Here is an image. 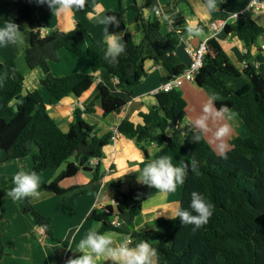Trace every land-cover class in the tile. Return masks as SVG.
Here are the masks:
<instances>
[{
    "label": "trees",
    "instance_id": "trees-1",
    "mask_svg": "<svg viewBox=\"0 0 264 264\" xmlns=\"http://www.w3.org/2000/svg\"><path fill=\"white\" fill-rule=\"evenodd\" d=\"M150 1L145 0L142 6H132L138 12L136 28L143 32L144 38L141 43L135 44L127 32L128 53L119 57L117 63L110 64L104 60L103 41H92L87 48L93 62L91 74L73 73L57 77L50 69L51 62L60 60L61 49L82 53L86 41V29L82 23L77 22L75 28L67 32L57 29L43 32L39 11L31 0H24L16 12L0 19V23L12 20L21 26L25 32L27 64L30 68L40 66L44 70L42 86L53 98L60 100L71 93L80 95L88 90L95 80V72L102 68H106L122 84L136 86L147 75V60L162 63L169 72L166 79L187 67L175 53L180 37L187 35V27L183 26V21H178L172 31L163 33L161 22L144 14V8ZM81 10L93 12L87 2ZM125 11L121 8L108 12V16L116 15L121 21L119 28L114 29L110 25V33L125 30ZM197 28L203 29L204 25L199 23ZM224 30L243 42L246 65L237 67L219 42L212 38L208 41L204 64L195 82L199 86L216 89L218 98L214 100L215 107L219 109L226 105L229 110L235 109L250 129V136L235 137L230 149L223 153L215 152L201 131H191L183 143L176 135L169 136L167 128L171 124L180 125L185 117L187 101L180 88L157 92L158 105L140 113L143 123L135 124L124 118L117 125L120 134L134 139L145 151L146 143L168 144L191 159L181 188L180 207L188 208L193 191L203 194L214 205L213 216L199 229H195L194 225L183 226L178 218H161L155 231L160 241L153 243L148 239L147 232L134 229V219L141 212L142 203L156 195L158 190L141 182L139 186L125 191L121 182L116 183L117 216L128 214V228L113 225L115 215L101 209L92 214V218L101 223L96 231L129 234L133 244L147 240L157 249L158 264H264V77L250 52L257 38L264 33V27L249 15H243L229 21ZM225 76H243L246 83L237 89ZM24 84L25 76L15 61L0 58V150L3 154L0 161L32 155L34 164L28 171H35L38 175L68 163L50 183L40 185V191L60 196L64 206L72 210L69 197L77 198L88 193L89 189L84 190L78 185L62 187L61 182L74 177L80 170L94 172L93 180H99L104 148L112 142L113 136V131L98 136L96 127L89 124L83 114L93 112L94 100H100L103 115L107 117L120 111L126 100L113 94L105 83L99 82L92 103L85 109L75 107L70 129L65 132L49 113L40 90L25 94ZM196 136L200 137L198 141H195ZM71 156L75 157L74 161L69 160ZM91 158H99L98 164L91 166ZM14 175L1 178L0 199L7 196L14 186ZM17 202L33 215L45 234L67 244L55 237L51 218L39 212L32 199ZM5 255L0 229V264Z\"/></svg>",
    "mask_w": 264,
    "mask_h": 264
},
{
    "label": "crops",
    "instance_id": "crops-1",
    "mask_svg": "<svg viewBox=\"0 0 264 264\" xmlns=\"http://www.w3.org/2000/svg\"><path fill=\"white\" fill-rule=\"evenodd\" d=\"M31 1L39 11V19L44 25L43 32L56 29L71 31L77 22L82 23L86 29V41L82 53L75 54L69 50L61 49L59 51L60 60L51 62V72L57 77L73 73H93V62L88 55L87 48L92 41H104L106 28L110 33V25L97 23V18L108 16L109 11L120 10L121 8L126 10L125 30L117 33L126 46L125 53L121 57L128 53L125 40L127 32L131 34L135 44L141 43L144 38L143 32L136 28L138 12L132 6H142L145 0H85L93 8V12L86 13L79 8H73L61 14L53 12L47 4H39L37 0ZM23 2L24 0H0V19L8 18L19 9ZM147 8V14L144 11L145 16L151 20H159L162 24L163 33L169 31L168 23L170 20L174 23L183 21L185 27H197L199 23L204 25V28L201 29V37L189 39L185 35L184 40H181V37L179 39L180 43L175 53L186 65L191 60L187 48L196 46L201 40L211 36L209 24L212 21L229 18L236 13L245 11V15H249L264 27V9L248 8L247 0H216V7L212 11L207 10L205 0H152ZM214 39L219 42L237 67L245 65V47L237 36L229 34L223 29ZM263 45L264 33L257 38L250 52L253 54L256 67L264 77ZM0 58L15 61L25 76L24 93L39 89L49 113L65 132L70 129L75 107L85 109L92 103L98 92L99 82L105 83L113 94L124 98L126 105L120 111L113 112L107 117L103 115L100 100H94L93 112L83 114L85 120L96 127L98 136L112 132L124 118L133 121L135 124L143 123L140 113L147 112L152 106L158 105L155 91L169 75L162 63L147 60L145 62L147 75L138 85L127 86L112 76L106 68H102L95 72V80L88 90L80 95L71 93L57 100L41 84V79L45 76L44 70L40 66L30 68L27 64L26 43L22 50V56L12 46L0 47ZM225 79L237 89L246 83L243 76L238 78L225 76ZM180 89L187 101L185 117L180 125L171 124L167 128L169 136L176 135L179 142L183 143L191 131H201L215 152L223 153L230 149L231 141L235 137L251 135L250 129L235 109L229 110L231 120L209 116L206 129H194L192 127L193 122L204 115V105L210 99L216 100L218 98V91L209 86H199L195 81L186 82ZM224 125L229 126V132L226 136L220 137L217 133ZM221 145L224 146L223 150H221ZM145 148L146 151L134 139L119 133L117 138L104 148V156L100 162L101 177L99 180H93L94 172L86 170H80L74 177L64 179L61 182L62 187L78 185L84 190L89 189L86 194L77 198H69L73 206L70 211L65 210L60 202L50 208L45 206L56 196L52 192L42 190L40 192L45 193H41L39 198L32 199L35 207H38L45 214H49L54 207H57V215L55 214L56 216L51 220L53 232L56 238L66 241V245L45 234L44 229L36 223L34 217L24 210L19 202L9 196L3 197L0 200V228L6 255L2 259V264H59L65 258H68V262L71 263L72 260L82 255L77 252L79 242L86 237L89 231L98 230L101 226L100 222L92 218L93 212L104 209L115 216L119 213L115 201L117 182L122 183V189L125 191L130 187L139 186L141 183L138 178L139 173L145 166L161 156H167L173 164H183L185 168L191 164V159L185 156L180 149H175L168 144L146 143ZM31 157L15 159V163H13L15 169L17 171L30 170L34 164ZM67 165L68 163L65 162L58 167L51 168L43 172L44 176L41 173L39 175L40 185L50 183ZM181 188L182 185L174 193L158 191L156 195L145 200L142 203L141 212L134 219V229L139 232H147L151 242H159L160 238L155 233L159 227V221L161 218L172 217L174 209L180 207ZM117 217L121 221V227L127 229L128 214ZM107 233H111L117 241H121L125 236L132 241L129 234L114 231ZM100 264H104V261H101Z\"/></svg>",
    "mask_w": 264,
    "mask_h": 264
},
{
    "label": "clouds",
    "instance_id": "clouds-1",
    "mask_svg": "<svg viewBox=\"0 0 264 264\" xmlns=\"http://www.w3.org/2000/svg\"><path fill=\"white\" fill-rule=\"evenodd\" d=\"M39 4H47L53 12L61 14L73 8L83 9L85 0H37ZM207 10L212 11L216 7V0H205ZM97 23L111 25L114 29L120 27V19L116 15L98 17ZM189 39L199 38L202 35L201 29L189 26L186 29ZM179 34L180 29H177ZM184 40V36H181ZM25 35L21 26L12 20L0 23V47L12 46L16 48L21 56L25 46ZM103 58L110 64L118 62V58L125 53V44L119 35L113 31L105 29ZM201 117L197 118L192 127L204 130L207 127L209 116L231 120L229 109L226 105L219 109L214 107V98L210 99L203 108ZM229 126L224 125L217 133L218 136H226ZM195 137V141L199 140ZM221 145V150H223ZM186 168L183 164H173L167 156H161L149 163L139 173V180L161 193H174L177 188L184 184ZM13 187L7 192V196L15 201L24 199H36L41 195L40 177L35 171L20 170L13 177ZM214 214V205L207 201L203 194L193 191L188 208L178 207L174 209L173 216L169 218L179 219L184 225H194L199 229L206 225ZM77 252L81 253L78 258L71 261V264H158L157 249L147 240H142L133 244L125 236L121 241H117L111 233H100L95 229L88 232L78 246Z\"/></svg>",
    "mask_w": 264,
    "mask_h": 264
},
{
    "label": "built area",
    "instance_id": "built-area-1",
    "mask_svg": "<svg viewBox=\"0 0 264 264\" xmlns=\"http://www.w3.org/2000/svg\"><path fill=\"white\" fill-rule=\"evenodd\" d=\"M248 8L250 9H264V0H249L248 1ZM245 11H241L239 13H236L235 15H232L229 18H223L219 20L212 21L209 24V28L211 30V36L208 37L207 39L201 40L198 45L196 46H189L187 48L188 54L190 55V62L187 65V67L179 74L166 79L160 87H158L155 91V93L159 91H165L168 92L172 89L175 88H180L182 87L186 82L189 81H195V78L197 74L199 73L201 67L204 64V59L205 55L207 53L208 49V41L212 38H214L221 30L224 29L225 25L229 21H234L240 18L241 16L245 15ZM169 31H172L174 29V22L172 20L169 21L168 23ZM264 47V45H263ZM246 51V48H245ZM246 65V63H245ZM244 65V66H245ZM256 65V63H255ZM119 132L117 130V127L113 129V136H112V141L115 140L118 136ZM99 158H91L90 159V165L94 166L98 164ZM117 204V202H116ZM112 224L121 227V221L117 216H115L112 219ZM68 258H65L60 264H64L65 262H68Z\"/></svg>",
    "mask_w": 264,
    "mask_h": 264
},
{
    "label": "rangeland",
    "instance_id": "rangeland-1",
    "mask_svg": "<svg viewBox=\"0 0 264 264\" xmlns=\"http://www.w3.org/2000/svg\"><path fill=\"white\" fill-rule=\"evenodd\" d=\"M2 151L0 150V158L2 157ZM32 155H30V156H28V157H31ZM31 158H33V157H31ZM69 160L70 161H74L75 160V157L74 156H71L70 158H69ZM13 163H15V159H12V160H8V161H0V187L2 186L1 184H2V181H1V178L3 177V176H7V175H14V174H16L18 171L15 169V164H13ZM41 175H45V174H41ZM42 176V177H43ZM41 193H45V192H41ZM53 194V193H52ZM3 197H6V196H3ZM2 197V198H3ZM1 198V199H2ZM69 198H73V197H69ZM0 199V200H1ZM73 201H74V199H73ZM61 203V205H63V207H64V209L65 210H68V211H70V209H67L65 206H64V203H63V199L60 197V196H58V195H56V196H54V199L53 200H51V201H49V203L48 204H45V206H47V207H53L54 206V204L55 205H57V203ZM70 202V201H69ZM32 203H33V201H32ZM34 204V203H33ZM37 210L39 211V212H41L43 215H45V216H47V217H49V218H51V220H52V218L54 217V216H56L57 214H56V210H57V207H54V209L49 213V214H45L44 212H42L38 207H37ZM29 213V212H28ZM32 217H33V215L31 214V213H29ZM56 214V215H55ZM1 217V216H0ZM1 229V228H0ZM6 252V251H5Z\"/></svg>",
    "mask_w": 264,
    "mask_h": 264
},
{
    "label": "water",
    "instance_id": "water-1",
    "mask_svg": "<svg viewBox=\"0 0 264 264\" xmlns=\"http://www.w3.org/2000/svg\"><path fill=\"white\" fill-rule=\"evenodd\" d=\"M144 11H145V13L147 14V12H148V8L145 7V8H144ZM0 216H1V201H0ZM0 218H1V217H0Z\"/></svg>",
    "mask_w": 264,
    "mask_h": 264
}]
</instances>
